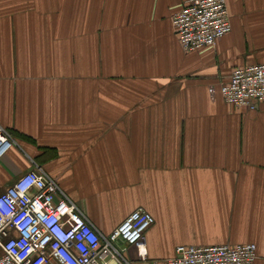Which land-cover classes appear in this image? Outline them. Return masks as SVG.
Returning <instances> with one entry per match:
<instances>
[{
    "label": "crops",
    "instance_id": "0c3cea01",
    "mask_svg": "<svg viewBox=\"0 0 264 264\" xmlns=\"http://www.w3.org/2000/svg\"><path fill=\"white\" fill-rule=\"evenodd\" d=\"M187 1L0 0V123L17 142L0 195L41 170L106 236L152 214L135 264L243 244L264 264V104L221 95L264 64V0H227L232 31L194 52L173 25Z\"/></svg>",
    "mask_w": 264,
    "mask_h": 264
},
{
    "label": "built area",
    "instance_id": "2783aa9c",
    "mask_svg": "<svg viewBox=\"0 0 264 264\" xmlns=\"http://www.w3.org/2000/svg\"><path fill=\"white\" fill-rule=\"evenodd\" d=\"M173 25L184 51L212 48L232 31L227 0H188ZM221 95L239 109L264 104V64L236 69ZM16 146L0 123V160ZM154 223L152 214L139 209L106 236L56 180L33 170L0 195V264H135L131 248H136L138 261L146 262V233ZM257 259L255 244L182 245L169 263L255 264Z\"/></svg>",
    "mask_w": 264,
    "mask_h": 264
},
{
    "label": "rangeland",
    "instance_id": "374dc122",
    "mask_svg": "<svg viewBox=\"0 0 264 264\" xmlns=\"http://www.w3.org/2000/svg\"><path fill=\"white\" fill-rule=\"evenodd\" d=\"M6 191V190H5ZM2 194H3V192H2Z\"/></svg>",
    "mask_w": 264,
    "mask_h": 264
}]
</instances>
